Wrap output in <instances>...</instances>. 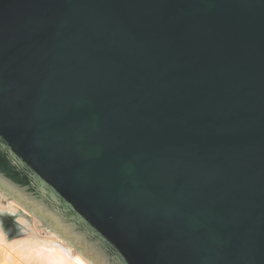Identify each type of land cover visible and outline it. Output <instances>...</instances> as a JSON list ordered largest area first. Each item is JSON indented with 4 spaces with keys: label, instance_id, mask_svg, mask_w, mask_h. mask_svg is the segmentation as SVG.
<instances>
[{
    "label": "water",
    "instance_id": "1",
    "mask_svg": "<svg viewBox=\"0 0 264 264\" xmlns=\"http://www.w3.org/2000/svg\"><path fill=\"white\" fill-rule=\"evenodd\" d=\"M0 189L88 264H264V0H0Z\"/></svg>",
    "mask_w": 264,
    "mask_h": 264
},
{
    "label": "bare ground",
    "instance_id": "2",
    "mask_svg": "<svg viewBox=\"0 0 264 264\" xmlns=\"http://www.w3.org/2000/svg\"><path fill=\"white\" fill-rule=\"evenodd\" d=\"M6 220L15 221L23 233H8ZM0 264H88V260L35 212L13 196L0 194Z\"/></svg>",
    "mask_w": 264,
    "mask_h": 264
},
{
    "label": "rangeland",
    "instance_id": "3",
    "mask_svg": "<svg viewBox=\"0 0 264 264\" xmlns=\"http://www.w3.org/2000/svg\"><path fill=\"white\" fill-rule=\"evenodd\" d=\"M0 194H4V195H7V194H5L3 191H1L0 190ZM27 216V215H26ZM6 218V216H4V218L3 219H5ZM13 223V224H12ZM15 221H13V222H11L10 220H6V221H4V227H5V229H7L6 231L8 232V233H13V235H18V234H21V233H23L22 231V229L19 227V226H16L15 224ZM43 226L45 227V225L43 224L42 226H41V228L43 229ZM17 230V231H16Z\"/></svg>",
    "mask_w": 264,
    "mask_h": 264
}]
</instances>
